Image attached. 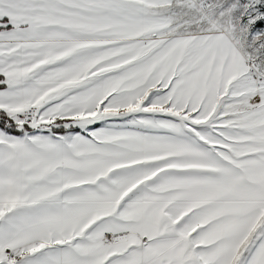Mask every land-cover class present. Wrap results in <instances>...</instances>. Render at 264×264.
Wrapping results in <instances>:
<instances>
[{
    "label": "snow or ice",
    "instance_id": "snow-or-ice-1",
    "mask_svg": "<svg viewBox=\"0 0 264 264\" xmlns=\"http://www.w3.org/2000/svg\"><path fill=\"white\" fill-rule=\"evenodd\" d=\"M0 264H264V0H0Z\"/></svg>",
    "mask_w": 264,
    "mask_h": 264
}]
</instances>
